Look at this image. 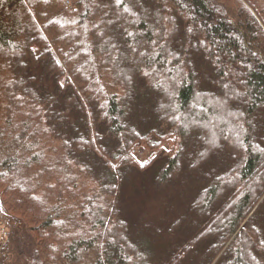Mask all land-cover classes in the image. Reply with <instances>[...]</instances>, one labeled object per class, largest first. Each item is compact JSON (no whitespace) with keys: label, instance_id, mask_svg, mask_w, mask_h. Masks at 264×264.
<instances>
[{"label":"trees","instance_id":"trees-1","mask_svg":"<svg viewBox=\"0 0 264 264\" xmlns=\"http://www.w3.org/2000/svg\"><path fill=\"white\" fill-rule=\"evenodd\" d=\"M161 159L192 194L133 236ZM0 197L30 264H264V0H0Z\"/></svg>","mask_w":264,"mask_h":264},{"label":"rangeland","instance_id":"rangeland-1","mask_svg":"<svg viewBox=\"0 0 264 264\" xmlns=\"http://www.w3.org/2000/svg\"><path fill=\"white\" fill-rule=\"evenodd\" d=\"M165 148H169L168 145H165ZM153 155L141 147L135 150V157L141 165L148 163ZM164 161L157 160L148 170L133 173L126 178L122 189L123 213L133 236L145 227L154 229L159 222L172 223L173 216L178 210L186 207L189 196L192 194L191 181L188 177L164 189H158L155 186L156 175ZM0 200L2 202L1 197ZM3 207L5 208L4 205ZM5 210L9 218L18 222L11 221V232L7 242L0 238V262L1 264H30L34 251L33 241L25 229L24 222L6 208Z\"/></svg>","mask_w":264,"mask_h":264},{"label":"water","instance_id":"water-1","mask_svg":"<svg viewBox=\"0 0 264 264\" xmlns=\"http://www.w3.org/2000/svg\"><path fill=\"white\" fill-rule=\"evenodd\" d=\"M16 223L18 220H12L9 218L7 211L2 205V202L0 200V238L5 239L7 242L9 240V235H10V227L12 226V222Z\"/></svg>","mask_w":264,"mask_h":264},{"label":"built area","instance_id":"built-area-1","mask_svg":"<svg viewBox=\"0 0 264 264\" xmlns=\"http://www.w3.org/2000/svg\"><path fill=\"white\" fill-rule=\"evenodd\" d=\"M64 5L69 6L71 4V0H62Z\"/></svg>","mask_w":264,"mask_h":264},{"label":"snow or ice","instance_id":"snow-or-ice-1","mask_svg":"<svg viewBox=\"0 0 264 264\" xmlns=\"http://www.w3.org/2000/svg\"><path fill=\"white\" fill-rule=\"evenodd\" d=\"M116 2H117V4H120L121 3V0H116ZM129 35H131V33H129Z\"/></svg>","mask_w":264,"mask_h":264}]
</instances>
